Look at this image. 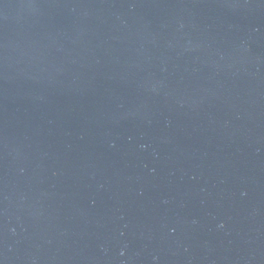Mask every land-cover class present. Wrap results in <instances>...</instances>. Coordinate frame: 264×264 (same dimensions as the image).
<instances>
[{"label":"water","instance_id":"1","mask_svg":"<svg viewBox=\"0 0 264 264\" xmlns=\"http://www.w3.org/2000/svg\"><path fill=\"white\" fill-rule=\"evenodd\" d=\"M0 264H264V0H0Z\"/></svg>","mask_w":264,"mask_h":264}]
</instances>
